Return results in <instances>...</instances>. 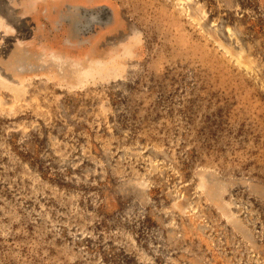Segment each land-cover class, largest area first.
Listing matches in <instances>:
<instances>
[{
  "label": "rangeland",
  "instance_id": "obj_1",
  "mask_svg": "<svg viewBox=\"0 0 264 264\" xmlns=\"http://www.w3.org/2000/svg\"><path fill=\"white\" fill-rule=\"evenodd\" d=\"M0 264H264V0H0Z\"/></svg>",
  "mask_w": 264,
  "mask_h": 264
}]
</instances>
